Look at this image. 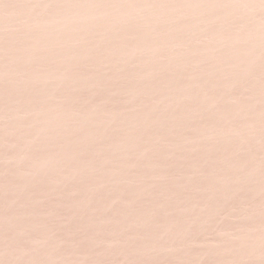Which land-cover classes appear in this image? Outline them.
Listing matches in <instances>:
<instances>
[{
  "label": "rangeland",
  "instance_id": "1",
  "mask_svg": "<svg viewBox=\"0 0 264 264\" xmlns=\"http://www.w3.org/2000/svg\"><path fill=\"white\" fill-rule=\"evenodd\" d=\"M0 264H264V0H0Z\"/></svg>",
  "mask_w": 264,
  "mask_h": 264
}]
</instances>
